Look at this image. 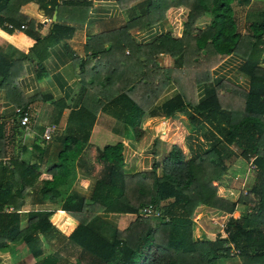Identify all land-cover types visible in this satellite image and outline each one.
<instances>
[{"label":"trees","instance_id":"1","mask_svg":"<svg viewBox=\"0 0 264 264\" xmlns=\"http://www.w3.org/2000/svg\"><path fill=\"white\" fill-rule=\"evenodd\" d=\"M249 1H117L119 10H129L137 3L140 16L89 38L84 45L89 55L79 63L78 107L68 113L56 163L44 174L37 166L18 159L3 164L0 127V171L8 174L0 187V251L7 244L21 242L36 259L33 264H58L53 254L38 257L42 240L59 234L70 249H77L74 264H217L218 259L232 256L238 264H264V70L258 68L257 59L264 20L242 32L234 11V7L244 9ZM14 2L0 0V12ZM179 7L187 10L180 38L164 33L145 44L133 42L130 31L155 26L164 21L167 10ZM205 15L210 17L209 24L200 29L196 24ZM232 54L244 59L239 72L248 77V90L224 82L208 87L212 68ZM161 57L171 59L173 66H160L157 60ZM13 65L0 57V88L8 87ZM201 86L206 89L203 99L198 100ZM169 87L174 95L158 107L159 114L167 118L186 115L195 128L208 125V148L203 149L200 143L190 145L191 156L185 160L173 145L149 172L125 174L121 143L105 145L96 150L95 163L101 170L88 201L67 197L58 212L26 213L25 226L21 227L19 211L24 196L36 184H41L36 196L43 201L62 198L56 184H67L68 176H73L100 109L116 105L129 138L138 141L143 136L142 118L159 115L154 106ZM11 94L16 98L14 106L26 109L30 104L18 93ZM58 107L63 105L58 103ZM230 147L243 160L252 159L254 167L251 186L234 202L218 197L213 185L225 172L222 158ZM238 205L250 207L249 213L228 218L221 235L210 241L191 240V218L196 209L230 215ZM148 206L161 210L160 215L139 216ZM99 215L135 217L106 238L94 226ZM193 235L201 236L196 226Z\"/></svg>","mask_w":264,"mask_h":264},{"label":"crops","instance_id":"2","mask_svg":"<svg viewBox=\"0 0 264 264\" xmlns=\"http://www.w3.org/2000/svg\"><path fill=\"white\" fill-rule=\"evenodd\" d=\"M117 1L15 0L10 9L0 12V57L7 62L14 63L8 87L0 88L3 164L8 165V161L18 159L37 166L38 172L44 174L51 165L56 163L57 154L62 147L61 135L65 131L68 113L78 107L76 99L80 91L81 75L79 63L87 60L89 55V52L84 51V45L89 38L119 28L132 16H140L141 11L139 7L135 6L137 3L132 4L129 10H119ZM245 8L250 10V23L241 21V24L240 16L237 15L242 32L247 26L251 27L254 23L264 20V0H250ZM170 12H180L178 14L181 23L180 31L172 30L167 19ZM186 16L187 10L184 8H171L166 11L164 21L142 30H132L129 32L130 37L136 44L148 43L164 33H169L174 38H180L182 24ZM209 18L208 15L203 16L196 26L204 29L209 24ZM29 23H32V26ZM7 25L13 26V30H9ZM22 25L25 26L23 30L19 28ZM53 27L60 28L57 31L55 28V32ZM260 45L257 48L258 68L264 70V47L262 48ZM124 55H127V51L124 52ZM162 58L164 57L157 60L160 66L165 64L162 65ZM243 63L244 59L240 55L232 54L223 58L212 68L211 83L208 87L224 82L236 89L247 91L249 79L239 72ZM205 89L204 86L198 87V100L203 99ZM13 92L30 102L25 109L30 113L27 131L19 127L14 119L13 111L20 107L14 106L16 98L12 96ZM173 92V89L169 87L158 99L154 108H158L170 99L174 95ZM58 103L62 104L63 108L58 107ZM119 112L116 105L105 106L97 112L87 143L80 155L79 165L75 164L73 180L72 182L70 180V183L66 185L62 198L56 199L54 202L43 201L36 196L41 187L39 183L34 189L28 191L19 211L22 217H25V221H21V224L24 222L21 227L25 226L26 213L58 212L67 197L89 200L96 176H98V171L97 174L95 172L99 169V165L95 163L94 159L90 161L87 155H83L88 147L96 152L97 149L99 150L105 145L121 143L122 170L125 174L149 172L154 163L160 162L167 156L173 145L181 150L185 160L190 158L191 152L185 147L184 137L181 134L170 132V137L166 135L163 138L157 137V134L151 131L152 126H149V122L162 119L166 121L169 119L168 122L171 121L174 124L181 118L184 119L186 115L175 114L172 118L162 116L150 119L142 118L140 129L143 131V136L140 140L133 141L129 138L128 130L120 121ZM183 123V132L186 131L187 134V131L190 130L187 129L188 119H185ZM47 125H54L56 130L49 141H43L42 133ZM222 159L225 172L222 178L214 182L213 185L216 187L218 197L234 202L241 192H247L244 188L248 181L243 180L244 175H236L234 171L230 170L231 162L237 159H241L245 164L248 162L243 160L238 151L231 147L229 151L225 152ZM227 161L228 164L225 163ZM251 161L252 159L249 161L251 169L249 172L254 173ZM233 172L236 177H242L239 187H235V184H231V181L228 180L232 177ZM157 173L159 172L157 171ZM7 175L0 171V187L5 185ZM47 206H53L54 209H44ZM31 207L32 209H29ZM202 209H205L204 212L210 215H223L218 211ZM134 217V215H99V220L106 230L113 231L124 228ZM202 217L207 219L204 214L200 215V218ZM191 225V240L194 242L204 241L205 237L214 235V233L206 231L207 226L199 224L197 216ZM195 226L201 234L199 238H194L193 229ZM53 235H55L54 238H61L59 234ZM40 239L42 240L41 237ZM73 248V250H77L75 247ZM60 252H64V250ZM29 259L33 262L36 261L21 242L7 244L6 248L0 251V264H27Z\"/></svg>","mask_w":264,"mask_h":264},{"label":"rangeland","instance_id":"3","mask_svg":"<svg viewBox=\"0 0 264 264\" xmlns=\"http://www.w3.org/2000/svg\"><path fill=\"white\" fill-rule=\"evenodd\" d=\"M234 11L236 12V14L238 16H240V22L244 21L245 23L246 22L250 23V10H248L247 8L240 9L238 7H234ZM178 14H180V12H176V13L170 12L167 15V19H168L170 25L172 26V30H174V31L175 30L176 31L181 30V23L178 19ZM241 24H242V22H241ZM167 58L168 57L162 58V60H163L162 65L165 63L164 66L165 65L166 66H168V65L173 66V61L170 62V60H168ZM156 112L159 114L158 108L156 109ZM160 116L161 115L159 114L158 116H154V117L156 118V117H160ZM148 118L150 119L153 117H150L148 115H145L143 117V119H148ZM168 118H172V116L168 117ZM187 118L188 117L185 116L184 119L181 118L179 122L177 121L174 124H172L171 121L168 122L169 119L167 121L164 119L158 120V121L153 120L154 122L153 121L149 122L150 123L149 126L153 127V128L151 127V129H152L151 131H154V133L157 134V137L163 138L165 135L167 137H170V135H169L170 132L181 134L184 137V144H185V147H187L188 151H190V145L193 147V146H196L197 143H200L202 145L203 149L208 148L209 142L211 141L209 138V135L207 133L208 126L206 124L202 123L201 126H199V128H195L188 123L187 129H190V130H188L187 134H186V131H185V133L183 132V128H184L183 122ZM156 127H157V129H156ZM83 155H87V157L89 158L90 161H93V159L96 160V152H94L92 149H90V147L87 148V151H85L83 153ZM225 163L228 164V161ZM91 167L93 168V166H91ZM94 170H96V169H94ZM100 170L101 169L99 166V169L96 170L95 173L97 174V171H98V174H99ZM230 170L234 171L236 173V175H244L243 180L245 179L246 181H248L247 186H245L244 189L246 191H248L249 187L251 186L250 182L252 183L253 176H254L253 173L249 172L251 170L249 167V162L247 164H245L241 159H237L235 161L232 160ZM234 172L232 174V177L228 180L231 181V184H235L234 185L235 187H239V184L242 180V177L241 178L236 177ZM73 177H74V173H73V176L72 175L68 176L69 180L67 181V184L62 183V182L57 183L56 184L57 190L60 193L64 194L66 185H68L70 183V180L72 182ZM96 179H97V176H96ZM241 193L243 194L244 192H241ZM49 208H53V206H47L44 209L47 210ZM202 208H204V207H199L198 209H196L194 211L193 217L191 218L192 219L191 224H192V222H194V219L197 216V219H199V224H202V225L204 224V226H207V229H206L207 232L214 233V235L212 237L211 236L205 237L206 240H204V241H210V240L214 239L216 236L221 235L223 232L224 224L228 218L231 217L233 219H238L241 216H244L245 213H249V211H250V207H244V206L238 205L237 207H235V211L232 214L228 215V217H226L227 214H223V215L212 214V215H210L209 213H205L204 212L205 209H202ZM29 209H32V207ZM160 211L161 210L158 209L159 214H160ZM203 214H204V216H207V219H205L204 217L200 218V215H203ZM24 219H25V217H22V221H25ZM206 220H207V222H206ZM23 223L24 222H22V224H21L22 226H23ZM206 223H207V225H205ZM94 226L96 227L97 232L101 236H104L106 238H110L112 230L111 229L106 230V228L101 223L99 218H98V220H96ZM97 227H99V228H97ZM191 227H192V225H191ZM54 236L55 235H52V236H50L44 240L42 247L40 249L41 255L38 257V259H42L46 255L53 254L54 256L57 257L58 264H74L75 259L78 256V251L73 250L72 248L70 249V247L67 246V244L64 243L61 238H56V237L54 238ZM59 250H64L65 253H63V252L58 253ZM230 253L233 254L236 252L235 251L232 252L230 250ZM25 262H27V261H25ZM33 263H35V262H33L29 259L27 264H33ZM238 263H239L238 259L235 256L229 257L227 259H221L220 258L217 260V264H238Z\"/></svg>","mask_w":264,"mask_h":264},{"label":"built area","instance_id":"4","mask_svg":"<svg viewBox=\"0 0 264 264\" xmlns=\"http://www.w3.org/2000/svg\"><path fill=\"white\" fill-rule=\"evenodd\" d=\"M7 28L9 30H13V26L11 25H7ZM20 29H25V26L22 25L19 27ZM262 48L264 47V36L262 39V43L260 45ZM14 119L17 122V124L19 125V127H21L23 130L27 131L28 130V126H29V122H30V114L22 108H15L14 111ZM56 127L54 125H47L42 133V140L43 141H49L51 138V135L55 132ZM252 169H254L253 166H251ZM159 212L156 210H153V208L151 206H148L144 209H142L139 213V216L141 217H149V216H154L157 217L159 216Z\"/></svg>","mask_w":264,"mask_h":264}]
</instances>
